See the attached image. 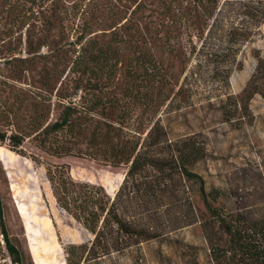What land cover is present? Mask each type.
Here are the masks:
<instances>
[{"label": "trees", "instance_id": "obj_1", "mask_svg": "<svg viewBox=\"0 0 264 264\" xmlns=\"http://www.w3.org/2000/svg\"><path fill=\"white\" fill-rule=\"evenodd\" d=\"M83 1L0 0V19L6 21L2 33L6 32V38L13 37L28 23H35V19L48 16L44 21L45 35L38 39L48 49L44 58L54 60L49 62L48 71L52 73H41L44 87L48 86V76L67 68L68 73L75 75V86L87 76L90 87L100 90L108 87L112 77L120 71L118 62L126 60L124 73L137 80L143 75L147 88L143 97L144 120L148 122L145 128L139 125L130 128L111 121L108 115L109 110H113V101L106 104L96 97L88 107L60 103L54 119L49 118L53 112L50 108L41 110L36 102L30 107L24 127L17 126L9 133L0 131V146L12 153L23 156L25 146L35 144L29 157L46 163L45 174L58 209L89 235L81 244L70 243L63 247L65 264H119V258L132 247L193 227L200 229L212 264H264V188L256 189V197L248 190L246 197L238 200L235 190L207 186L197 171L199 163L206 158L204 142L196 134L177 133L165 123L167 118L157 113L162 105V102L159 104L161 96L163 102L171 100L163 95L164 88L171 84V76L167 75L166 66L156 60L150 43L144 40L146 33L133 25V18L122 6L134 0H89L92 9L82 11L81 15L84 12L85 15L75 39L68 46L61 39L64 33L58 35L60 40H53L56 23L62 18V3H72L73 11ZM249 1L256 9L255 27L258 28L264 18V0ZM243 6L249 5L244 3ZM199 15L213 19L205 37L200 39V47L194 50L193 62L187 66L185 73L190 76L184 77L174 96L190 90L188 79L193 73L203 72V65L207 73H220L226 101L239 103L246 114L254 95L264 97V87L263 90L251 87L250 83L238 95L227 92L230 74L238 65V47L232 50V47L224 49L218 45L216 49H206L209 41L222 39L223 11L219 8ZM183 19L186 18L180 14L178 20ZM96 28H101L99 37L94 34ZM245 35L246 31L240 34ZM140 40H143L142 45H139ZM29 45L34 47L31 52L37 55V44L30 42ZM134 64L139 66L140 73L131 72ZM210 65L213 67H208ZM101 75H105V83L90 81ZM259 79L264 80V73H257L252 80ZM128 116V112L122 113L119 120L124 121ZM64 158L89 159L113 169H123L117 190L109 194L100 184L73 179L68 165L52 162ZM259 180H262L261 175ZM249 198L254 200L249 203ZM1 204L0 199L3 242L0 255L4 256L0 264H25L24 254L5 231ZM38 227L53 239L49 218L39 217ZM37 237H30L32 253L36 263L42 264V251L34 243Z\"/></svg>", "mask_w": 264, "mask_h": 264}, {"label": "rangeland", "instance_id": "obj_2", "mask_svg": "<svg viewBox=\"0 0 264 264\" xmlns=\"http://www.w3.org/2000/svg\"><path fill=\"white\" fill-rule=\"evenodd\" d=\"M88 1L79 2L73 11L72 3H62V18L56 23L54 41L60 40L58 35L61 33H64L61 39L67 46L75 39L85 15V12L81 15L82 11L92 9V3ZM244 3L249 6L244 7ZM250 3L249 0H216L215 3L207 0H134L122 5L133 18V25L146 33L144 40L150 43L156 60L166 66L167 75L171 76V84L163 90V95L171 100L163 102L161 96L159 104L162 102V105L157 113L163 114L167 118L165 123L177 133L199 136L205 144L206 158L199 163L197 171L207 186L235 190L238 200L246 197L248 190L256 197V189L264 188V97L258 94L252 97L246 111L249 116H246L239 103L226 101L220 73H207L203 65V72L193 73L188 79V92L180 96H174V92L184 77L190 76L185 73L187 66L193 62L194 50L200 47V39L205 37L213 19H205L199 14L219 8L223 11L222 39L209 41L206 49H216L218 45L224 49L232 47V50L238 47V65L230 74L227 92L238 95L250 83L251 87L263 90L264 80L254 82L252 79L257 73H264V18L256 28V9ZM180 14L186 19L178 20ZM47 18L35 19V23H28L11 38H6V32L2 33L6 21L0 19V131L9 133L17 126L24 127L31 113L30 107L36 102L41 110L50 108L53 112L49 118L54 119L60 103L72 102L79 107H88L96 97L106 104L113 101V110H109L108 115L111 121H119L130 128L137 125L145 128L148 125L143 114V97L147 93L145 80L143 75L137 80L124 73L126 60L118 62L121 63L118 65L120 71L112 77L108 87L100 90L90 87L87 76L75 86V75L68 73L67 68L48 76V86H43L41 73H52L48 71L49 62H54L44 58L48 49L38 41L45 35ZM194 18L196 20L192 21ZM100 29H95L96 37L101 35ZM242 31H246L245 36H240ZM30 42L37 44V55L31 52L34 47H30ZM131 67L132 73H140L139 66ZM90 81L103 84L105 75L90 78ZM126 112L129 116L124 121L119 120V115ZM34 146V143L26 145L23 156L0 146V199L5 231L24 254L25 264H37L30 240L34 235H38L34 243L42 251V264H65L63 247L70 243L81 244L89 235L58 209L45 174L46 163L40 158L32 160L29 157ZM52 162L68 165L73 179L100 184L109 194L117 190L123 173L121 168L113 169L89 159L64 158ZM32 197L35 198L31 200ZM253 200L249 198L248 202ZM44 215L50 220L53 239L38 227V219ZM0 246L3 247L1 229ZM137 260L139 264H212L198 227L185 228L132 247L119 258V264H136Z\"/></svg>", "mask_w": 264, "mask_h": 264}]
</instances>
